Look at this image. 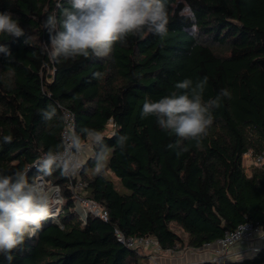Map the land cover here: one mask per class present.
I'll list each match as a JSON object with an SVG mask.
<instances>
[{
    "label": "trees",
    "instance_id": "1",
    "mask_svg": "<svg viewBox=\"0 0 264 264\" xmlns=\"http://www.w3.org/2000/svg\"><path fill=\"white\" fill-rule=\"evenodd\" d=\"M167 2L166 37L130 36L108 58L52 61L43 21L53 13L60 18L68 0H0V12H12L29 37L25 44L24 37L0 34L12 52L8 59L0 53V175L27 170L31 181L37 158L62 143L64 122L41 118L49 106H60L58 116L70 111L76 132H104L114 148L103 175L95 174L91 154L79 174L109 220L88 215L84 222L69 177L56 171L49 179L66 197L59 223L26 238L12 264H144L146 256L120 242L116 229L126 237H154L164 250L201 248L246 221L264 224V164L244 162L248 153L264 154V0H186L196 14L195 32L179 15L182 0ZM97 71L103 79L93 78ZM205 76V100L221 89L230 97L213 111L203 147L185 141L188 150L177 155L167 148L175 136L154 117L141 118L143 103L178 91L175 84L186 78ZM113 131L129 138L123 151ZM5 135L13 141L3 143ZM244 263L264 264V248ZM0 264L9 262L0 256Z\"/></svg>",
    "mask_w": 264,
    "mask_h": 264
},
{
    "label": "clouds",
    "instance_id": "2",
    "mask_svg": "<svg viewBox=\"0 0 264 264\" xmlns=\"http://www.w3.org/2000/svg\"><path fill=\"white\" fill-rule=\"evenodd\" d=\"M184 7L179 15L191 21L192 31H198L194 10L182 0ZM70 8H62L60 18L55 13L47 15L43 26L48 32L47 54L52 61L84 58H108L117 44L126 45L128 37L144 38L151 33L164 38L168 34L169 5L167 0H68ZM0 34L13 38L25 35L18 18L12 12H0ZM0 53L12 58L11 50L0 44ZM94 79H103L104 73L94 72ZM208 77L193 81L186 78L175 84V89L158 100L145 99L141 118L152 116L157 125L175 142L168 149L187 151L185 141L203 147L213 123V111L220 107L221 99L230 97L227 89H221L215 98L205 100ZM8 87L12 86L9 78ZM57 107L49 106L41 111V118L48 122L59 119L65 124V137L61 144L49 148L36 160L38 176L31 181L27 170H17L10 175H0V256L9 264L13 253L26 238L35 236L42 222L51 218V210L60 202V189L47 178L56 171L62 176H75L84 166L86 154L91 150L94 172L103 175L114 148L105 143L104 132L82 128L76 132L69 126V113L58 116ZM109 126L118 128L111 120ZM117 146L123 151L128 137L111 133ZM3 143H11L12 135L2 137Z\"/></svg>",
    "mask_w": 264,
    "mask_h": 264
},
{
    "label": "built area",
    "instance_id": "3",
    "mask_svg": "<svg viewBox=\"0 0 264 264\" xmlns=\"http://www.w3.org/2000/svg\"><path fill=\"white\" fill-rule=\"evenodd\" d=\"M69 113V126L72 127L76 131L75 127V117L74 115L64 109L63 115L65 113ZM62 141L65 137V124L61 133ZM91 154V153H90ZM90 154H86L85 160ZM251 154V153H248ZM253 163L257 166H261L264 164V154L257 155L253 157ZM83 168V167H82ZM81 168V170H82ZM80 170V171H81ZM80 171L75 176H68L69 182L68 186L71 189L72 192V199L75 203V210L79 212L80 218L85 222L88 215H93L96 217H99L103 219L104 221H108L110 217L109 210L101 203L96 201L95 199L89 197L87 195V191L85 190V187L87 186V182L83 180L80 177ZM49 182L55 186H58L61 195H60V202L54 206L51 210V218L45 220L42 222V226L47 223H59L58 217L59 214L62 212V207L66 203V197L63 195L62 187L53 182L50 181L49 178H47ZM264 234V224H261L259 222H253V221H246L241 224H239L236 228L230 231H226L225 235L216 239L214 242L206 243L201 248H193V247H186L184 249H193V250H209L212 253L211 259H209L208 262L214 263V264H225L226 263V257H227V250L234 244L242 241H248L251 242L254 240L257 236H260ZM116 237L117 239L126 244L128 247L138 250L139 254H142L146 256V259L144 264H162L160 262V256H171L174 253H178L180 251H177L178 247L169 248V249H161L158 241L154 237H126L123 232H121L119 229H116ZM261 250L260 246H253L252 252L256 255Z\"/></svg>",
    "mask_w": 264,
    "mask_h": 264
},
{
    "label": "crops",
    "instance_id": "4",
    "mask_svg": "<svg viewBox=\"0 0 264 264\" xmlns=\"http://www.w3.org/2000/svg\"><path fill=\"white\" fill-rule=\"evenodd\" d=\"M253 246L264 248V234L257 236L251 242H238L228 248L225 264H247L244 263L245 259L256 256L252 252ZM211 256L212 253L209 250H193L189 248L178 252L174 256L161 255L159 259L162 264H206L211 259Z\"/></svg>",
    "mask_w": 264,
    "mask_h": 264
},
{
    "label": "rangeland",
    "instance_id": "5",
    "mask_svg": "<svg viewBox=\"0 0 264 264\" xmlns=\"http://www.w3.org/2000/svg\"><path fill=\"white\" fill-rule=\"evenodd\" d=\"M91 153V150H89V152H88V154H90ZM244 162H245V164H246V166H248V168L250 167L249 165L253 162V157L251 156V154H247V155H245V159H244ZM94 170V169H93ZM113 176V178L115 179V181H116V183H117V185H118V187H120L121 188V185H120V183H119V181H118V179L114 176V175H112ZM49 181V180H48ZM50 181H52L51 179H50ZM62 193H61V191H60V195H61ZM62 196V195H61ZM175 227V229L176 230H179V228L177 227V226H174ZM178 250L177 251H182V249L181 248H177ZM177 254V253H176ZM175 255V253L172 255V256H174Z\"/></svg>",
    "mask_w": 264,
    "mask_h": 264
}]
</instances>
